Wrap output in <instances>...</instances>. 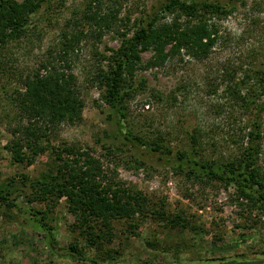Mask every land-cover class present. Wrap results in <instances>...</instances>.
Returning <instances> with one entry per match:
<instances>
[{"label":"rangeland","instance_id":"374dc122","mask_svg":"<svg viewBox=\"0 0 264 264\" xmlns=\"http://www.w3.org/2000/svg\"><path fill=\"white\" fill-rule=\"evenodd\" d=\"M159 1L45 0L25 35L7 42L0 55V189L5 196L0 197V264H80L47 249L46 233L33 216L52 226L59 248L99 264H264V202L242 199L233 185L216 179L189 178L155 153L130 146L103 99L122 35L128 38L146 26L151 11L159 13L158 25L172 18L160 13ZM254 2L260 4L255 12L245 16L235 3V12L218 21L219 37L207 56L181 50L151 68L153 50L139 52L133 76L125 70L121 81L125 126L131 132L147 143L160 135L172 156L194 150L202 160H228L241 152L253 113L242 109L231 91L244 80L257 88L254 73L264 70V0H247V7ZM64 46L65 73L74 79L81 120L46 131L40 139L43 151L32 161L16 162L6 146L11 130L27 120L20 123L15 90L22 92L28 76ZM239 86L242 95L246 85ZM259 122L257 166L264 180V112ZM194 132L197 145L190 139ZM64 145L88 149L105 173L140 193L150 211L113 219L108 231L93 228L97 243L89 246L88 229L79 226L65 198L54 205L34 200L32 184L55 173L50 148ZM161 211L165 217L158 215Z\"/></svg>","mask_w":264,"mask_h":264},{"label":"trees","instance_id":"16d2710c","mask_svg":"<svg viewBox=\"0 0 264 264\" xmlns=\"http://www.w3.org/2000/svg\"><path fill=\"white\" fill-rule=\"evenodd\" d=\"M44 1L0 0V55L9 40L25 35L32 17ZM221 1H159L162 5L160 13L170 14L172 18L169 22L158 25L159 13L151 11L148 22H145L146 26L135 29L128 38H125L127 34L122 35L124 41L111 60L103 99L116 115L117 125L130 146L146 153H155L159 160H165L176 172L184 173L189 178L216 179L233 185L242 199L264 202V180L257 166L260 150L258 141L261 136L259 118L264 112V70L258 69L254 73L258 78L257 88L245 84L244 80L234 84L231 91L235 99L241 101V108L253 113L243 132L245 144L233 158L202 160L197 158L194 150L182 151L172 156L171 150L164 147L160 135L147 143L138 133L131 132L125 126L122 75L126 70V75L130 78L133 76L134 63L139 60L140 51L149 48L153 50L148 61V67L151 68L163 65L167 57L178 54L181 50L193 57L207 56L219 37L218 21L235 12V3L243 8L245 16L255 12L260 6L254 2L247 7V0H226L225 3L231 5L227 7ZM98 18L102 19L100 16ZM67 49L64 46L54 56L49 54V59L41 62L40 69L28 76L25 89L22 92L15 90L19 98L17 107L21 112L20 123L24 118L27 120V124L17 125L11 130L13 139L6 146L16 162L32 161L38 152L43 151L40 139L46 137V131L63 123L73 124L81 120L82 104L74 87V79L65 73L68 67ZM239 84L244 87L246 85L242 95L239 94ZM197 137V133L191 134L192 145H197ZM23 148H27L26 153ZM50 149H53L56 156L55 173L32 184L34 200H48L54 205L59 199L65 198L68 211L74 215L79 226L88 229L86 237L89 238L86 242L89 246L97 243V234L93 232V228L108 231L113 219L129 218L150 211L145 207L143 196L132 188H126L121 180L105 173L100 161L88 149L74 145ZM0 197L5 199L1 189ZM163 213L158 212V215L165 217ZM33 218L46 233L47 249L56 258H66L80 264H99L94 258L69 248H59L54 240L52 226L38 216Z\"/></svg>","mask_w":264,"mask_h":264}]
</instances>
